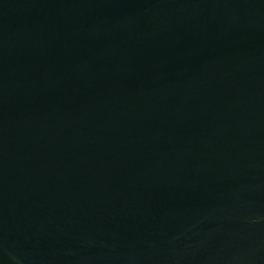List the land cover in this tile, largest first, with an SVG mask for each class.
Masks as SVG:
<instances>
[{
  "label": "water",
  "instance_id": "1",
  "mask_svg": "<svg viewBox=\"0 0 264 264\" xmlns=\"http://www.w3.org/2000/svg\"><path fill=\"white\" fill-rule=\"evenodd\" d=\"M0 264H264V0H0Z\"/></svg>",
  "mask_w": 264,
  "mask_h": 264
}]
</instances>
